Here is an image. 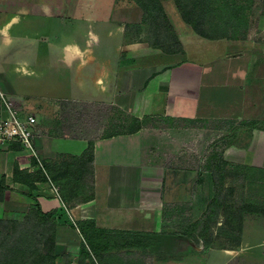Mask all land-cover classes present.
I'll return each mask as SVG.
<instances>
[{"label": "crops", "instance_id": "obj_1", "mask_svg": "<svg viewBox=\"0 0 264 264\" xmlns=\"http://www.w3.org/2000/svg\"><path fill=\"white\" fill-rule=\"evenodd\" d=\"M58 4L0 0V91L19 103L102 101L139 118L142 125L96 137H63L38 127V157L19 145L1 148L0 180L7 188L0 218L22 219L38 203L43 212L53 213L55 264H99L97 256L107 250L96 255L79 223L92 221L95 231L103 232L162 231L167 203L186 192L179 188L185 174L171 172V160L188 141L201 142L214 133L213 127L151 126L145 119L253 122L252 136L233 141L226 150H242L247 155L241 162L264 167V45L202 35L183 19L174 0H162V5L172 24L174 19L183 23L179 30L174 27L181 50L126 42L119 32L121 20L102 10L87 11L107 6L105 2L86 0L80 6L88 13L75 16L58 13ZM95 22L116 25L101 32ZM123 49L132 57L128 63L122 62ZM90 141L93 159L81 160ZM61 154L86 163L90 199L63 198L58 181L71 168L59 174ZM15 164L34 174L32 184L15 180Z\"/></svg>", "mask_w": 264, "mask_h": 264}, {"label": "rangeland", "instance_id": "obj_2", "mask_svg": "<svg viewBox=\"0 0 264 264\" xmlns=\"http://www.w3.org/2000/svg\"><path fill=\"white\" fill-rule=\"evenodd\" d=\"M57 1L58 13L75 16L82 11L94 14L97 9L110 14L116 21L121 20L123 28L119 32L126 42L140 40L163 50H181L183 46L177 34L167 28L161 13L155 11L158 14L153 17L138 0H89L105 2L107 6H89L87 11L86 6H80L86 0ZM158 1L162 4V0ZM184 2L195 11V20L210 36L227 37L243 45H264V0ZM173 21L179 30L183 23ZM94 25L103 32L107 25L116 24L109 22L102 27L103 24L95 22ZM190 25L197 31L193 23ZM121 57L123 63L132 59L125 49ZM19 104L37 116L40 129L63 137H96L102 133L129 131L137 126L133 115L102 101L40 102L30 99ZM144 122L151 126L181 123L186 127H213L214 133L201 142L188 141L179 156L171 160L175 164L171 172L185 174V183L179 188L184 186L186 192L175 194L167 203L163 230L158 233L112 231L106 232L107 237L105 232L96 231L107 250L105 255L97 256L99 264H264V167L241 162L247 155L242 150H226L233 141L240 143L251 137L254 123L226 119L182 121L163 117L147 118ZM251 155L253 157L254 152L251 151ZM74 161L80 162L70 155H59V174H66L68 165ZM82 187L70 194L76 195L71 202L90 193L88 180ZM3 225L0 222V227L5 229ZM196 256H200L197 262Z\"/></svg>", "mask_w": 264, "mask_h": 264}, {"label": "trees", "instance_id": "obj_3", "mask_svg": "<svg viewBox=\"0 0 264 264\" xmlns=\"http://www.w3.org/2000/svg\"><path fill=\"white\" fill-rule=\"evenodd\" d=\"M138 1L153 17H156L158 13H161L167 28L176 34L175 28L166 14L163 5L158 0ZM175 2L187 22L193 23L195 29L199 33L212 37L202 28L200 22L195 20V16L193 15L195 11H192L190 6L186 4L184 0H175ZM203 6L204 4L202 7ZM155 11H158V13L155 14ZM238 12L241 13V10ZM238 12L237 16L239 15ZM134 119L137 122V126L129 131L136 130L142 125V121L139 118L134 116ZM93 149L94 143L93 141H90L89 147L80 159L84 160V158H87L91 161L93 159ZM85 166L86 163L84 161L72 162L70 166L68 165V168H71L69 175L58 181V185L62 190L61 194L65 200L69 199V194H75L79 191V188L84 186L87 182V170H85ZM14 178L17 181L29 184H32V180H35L34 174L21 169L18 164H15ZM88 182L92 183L90 177ZM65 187L71 191H66ZM6 188L7 185L2 178L0 180V199ZM92 196L93 193H89L87 196L83 197V200L90 199ZM0 222L6 226L5 229L0 227V264H55L56 256L53 253V248L55 243L56 225L53 213L43 212L39 204L35 203L31 206V210L27 212L22 219L0 218ZM79 228L91 246V249L96 255H98L100 251L104 249V246L102 245V241H99L100 236L95 231L93 222H80ZM104 236L107 237L106 232Z\"/></svg>", "mask_w": 264, "mask_h": 264}, {"label": "built area", "instance_id": "obj_4", "mask_svg": "<svg viewBox=\"0 0 264 264\" xmlns=\"http://www.w3.org/2000/svg\"><path fill=\"white\" fill-rule=\"evenodd\" d=\"M38 129L37 116L25 111L19 102L0 91V149L19 145L38 157L35 136Z\"/></svg>", "mask_w": 264, "mask_h": 264}]
</instances>
